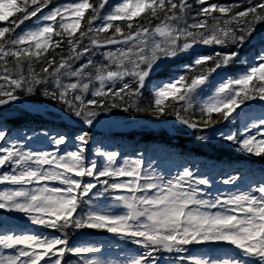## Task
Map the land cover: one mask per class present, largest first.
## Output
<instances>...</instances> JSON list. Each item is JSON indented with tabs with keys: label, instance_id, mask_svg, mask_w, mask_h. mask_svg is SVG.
Here are the masks:
<instances>
[{
	"label": "snow or ice",
	"instance_id": "obj_1",
	"mask_svg": "<svg viewBox=\"0 0 264 264\" xmlns=\"http://www.w3.org/2000/svg\"><path fill=\"white\" fill-rule=\"evenodd\" d=\"M0 21V264H264V166L154 165L116 132L151 117L264 161V0H0Z\"/></svg>",
	"mask_w": 264,
	"mask_h": 264
},
{
	"label": "trees",
	"instance_id": "obj_2",
	"mask_svg": "<svg viewBox=\"0 0 264 264\" xmlns=\"http://www.w3.org/2000/svg\"><path fill=\"white\" fill-rule=\"evenodd\" d=\"M112 1H114V0H112ZM111 1V2H112ZM223 1H228V0H223ZM18 15V14H17ZM9 19H12V17H10ZM0 25H3V26H6L7 25V21L5 22V23H0ZM19 32V31H18ZM141 118H144V119H148V120H152V121H154V122H160V121H155V120H153L151 117H141ZM170 119H172V118H169V120ZM147 134H152V133H147L146 131L144 132V133H142V135H144V136H147ZM182 141V140H181ZM202 151H204V150H202ZM255 160H260L259 162H261V163H264V161H262L260 158H256V159H254L253 161L255 162Z\"/></svg>",
	"mask_w": 264,
	"mask_h": 264
},
{
	"label": "rangeland",
	"instance_id": "obj_3",
	"mask_svg": "<svg viewBox=\"0 0 264 264\" xmlns=\"http://www.w3.org/2000/svg\"><path fill=\"white\" fill-rule=\"evenodd\" d=\"M154 154V153H153ZM136 155L138 156L139 154L138 153H136ZM135 158V157H134ZM157 160H160L159 158H156L155 160H153V164L155 165L156 163H157ZM171 169H172V174H175V166H169ZM0 187H3V185H0ZM229 190V188H228V186H222L221 187V191H223V192H226V191H228ZM41 227V226H40ZM37 229H39V228H36L35 230H37ZM40 230H43V229H40Z\"/></svg>",
	"mask_w": 264,
	"mask_h": 264
}]
</instances>
